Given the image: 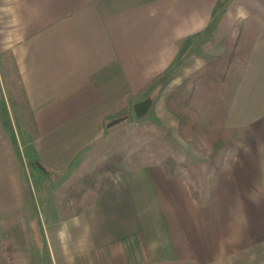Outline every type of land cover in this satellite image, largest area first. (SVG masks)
Wrapping results in <instances>:
<instances>
[{"label":"crops","instance_id":"0c3cea01","mask_svg":"<svg viewBox=\"0 0 264 264\" xmlns=\"http://www.w3.org/2000/svg\"><path fill=\"white\" fill-rule=\"evenodd\" d=\"M262 13L264 0H0V264H264V23L223 122L241 139L211 175L209 204L181 167L171 176L157 163L102 174L77 215L58 205L94 143L141 101L179 161L197 162L167 93ZM177 62L171 88L158 86ZM12 79L32 131L12 128ZM31 166L57 174L49 190L41 176L29 184Z\"/></svg>","mask_w":264,"mask_h":264},{"label":"trees","instance_id":"16d2710c","mask_svg":"<svg viewBox=\"0 0 264 264\" xmlns=\"http://www.w3.org/2000/svg\"><path fill=\"white\" fill-rule=\"evenodd\" d=\"M262 23L264 14H257L236 25L227 37L224 50L175 86L165 98L167 110L177 118V130L181 136H194L199 132L197 111L205 110L211 120L209 129L203 131V140L209 147L204 163L184 166L171 154L160 163L171 176L177 167L185 168L191 176V194L200 207L206 206L215 197L211 181L198 178L201 168L205 167L211 175L219 173L227 153L241 139L239 129L224 128L223 122ZM181 64L177 62L168 68L166 77ZM122 160L121 153H114L90 170L79 171L78 175L71 177L58 194L61 215H77L90 207L99 177L105 173L120 172Z\"/></svg>","mask_w":264,"mask_h":264},{"label":"rangeland","instance_id":"374dc122","mask_svg":"<svg viewBox=\"0 0 264 264\" xmlns=\"http://www.w3.org/2000/svg\"><path fill=\"white\" fill-rule=\"evenodd\" d=\"M169 79L170 78L168 77L162 76V78L158 80V86L163 83L165 84L166 90H168L172 86H170V81L167 82ZM11 84L12 89H14V92L10 93L11 99L15 102V105H17L16 109L11 107L12 110L10 112V119L12 121V128H17L18 131L19 128L20 131H32V127L29 125V116L21 92L18 90L17 84L13 79ZM170 91H168V93ZM169 113L174 116L171 112ZM13 115H15L14 120H12ZM196 116L198 119L199 132L194 136L179 135L177 130L178 121L174 116L177 121L176 134L178 136V140H180L179 142L183 146V149L186 148L195 153L194 157L198 159V161L195 163H204L208 156L209 147L203 140V131L209 129L211 120L209 119V115L205 110L197 111ZM5 117L6 121H8L7 115H5ZM16 117L18 118L20 124H18L19 122L17 121ZM114 121L115 122H113V124L107 129L108 131L104 133V137H101L94 143L93 149H91L88 155L84 157L81 166L76 168L71 177L78 175L79 171L90 170L97 163L118 152L123 155V160L121 163L122 169H133L146 164H159L166 155L171 154L175 156L167 144L168 140L170 141V139L167 138L163 128L158 126L152 120L150 115L144 113L142 116L136 118L133 110H128V112L125 111L120 114V116H118V118H116ZM24 122L27 123L24 124ZM175 158L177 161H179L176 156ZM182 164L187 166L184 163ZM192 165L188 167H191ZM181 169L184 171L186 179L188 181L191 180V176L185 170V168L181 167ZM27 176L29 184L32 181L34 182V185H36L38 182L37 177L41 176V173H38L34 167L31 166L30 169H27ZM56 176V173L46 174L43 171L42 176L39 179V184H42L45 186L46 190H49L53 184V182L50 181V178H55ZM198 178L211 181V172L206 170L205 167H202L200 173L198 174ZM42 181L44 183H42Z\"/></svg>","mask_w":264,"mask_h":264},{"label":"water","instance_id":"95a60500","mask_svg":"<svg viewBox=\"0 0 264 264\" xmlns=\"http://www.w3.org/2000/svg\"><path fill=\"white\" fill-rule=\"evenodd\" d=\"M150 102L148 100L138 102L133 105L132 110L136 118L142 116L147 110Z\"/></svg>","mask_w":264,"mask_h":264}]
</instances>
